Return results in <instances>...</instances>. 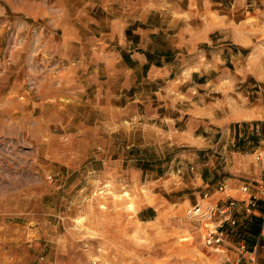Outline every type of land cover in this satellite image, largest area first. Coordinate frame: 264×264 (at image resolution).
Wrapping results in <instances>:
<instances>
[{"label": "rangeland", "instance_id": "1", "mask_svg": "<svg viewBox=\"0 0 264 264\" xmlns=\"http://www.w3.org/2000/svg\"><path fill=\"white\" fill-rule=\"evenodd\" d=\"M210 7L0 0V264H220L241 243L252 250L257 220L247 225L240 202L225 253L204 241L214 223L186 211L206 192L232 197L216 198L217 180L200 179L185 133L191 103L234 89L185 86L193 73L233 69L221 49L234 48V25ZM155 48L172 53L176 69L141 67ZM163 88L182 94L178 104Z\"/></svg>", "mask_w": 264, "mask_h": 264}, {"label": "crops", "instance_id": "2", "mask_svg": "<svg viewBox=\"0 0 264 264\" xmlns=\"http://www.w3.org/2000/svg\"><path fill=\"white\" fill-rule=\"evenodd\" d=\"M207 1L212 9L213 5L224 4V8L213 9L215 13L212 14L216 15L214 19L220 24L224 23L223 25L231 24L232 21L234 25V48L221 49L224 50L222 53H230L229 62L233 69L221 67L222 74L213 77L209 76V72L193 73L185 86H190L191 83L192 86L201 87L214 83L215 86L225 88L223 91L234 89L232 95L225 93V97L220 100L211 101L207 93V99L203 100L201 105L191 103L189 110L192 111V121L185 129L193 145L189 152L190 159L194 167L200 169V179L203 182L207 180L205 185H208V181L217 180L215 197L232 196L240 202V209H243L242 200L245 194L241 193L239 188L243 182L249 183L260 201L258 206L251 210L249 218L245 215L248 221L246 223L250 225L249 221H253L254 216L260 224L264 216V88L250 91L249 86L264 83V0H252L250 10L245 7L247 0ZM158 52H161L158 48L145 50V60L140 62L141 67L159 70L158 72L166 66H169L171 71L176 69V66L173 68L176 57L172 53L160 55ZM166 59L169 62H166ZM238 85L241 88L236 90ZM160 91L161 97L171 102L173 100L174 105L178 104L179 96H182L178 90L163 88ZM250 92H255L256 95L249 97ZM189 96L194 98L191 93ZM189 101L195 102L192 99ZM173 118L169 116V119ZM170 131L172 134V130ZM177 132L178 129H175L174 134ZM249 150H252L253 154H248ZM220 183L226 184L224 190L217 189ZM247 225L243 227L248 229ZM259 232L261 239L256 254L259 260L264 262V228H260ZM253 239L256 240V235ZM249 255L248 251L241 252L239 247L233 258L241 257L243 263L248 262Z\"/></svg>", "mask_w": 264, "mask_h": 264}, {"label": "built area", "instance_id": "3", "mask_svg": "<svg viewBox=\"0 0 264 264\" xmlns=\"http://www.w3.org/2000/svg\"><path fill=\"white\" fill-rule=\"evenodd\" d=\"M259 158V156H258ZM226 188L225 183H220L218 186L219 190H224ZM240 191L245 194V198L242 200L243 209L246 212H251V210L258 206L259 197L251 190L249 183H243L240 186ZM237 200L232 197H227L223 200H212L210 199L209 193L204 194L202 201L187 208V214L199 221H209L213 222L214 225L211 229H207L204 236V241L208 246L220 249V251L225 253L224 249L221 247L229 234L235 226L237 225V219L232 215L233 210ZM263 208H264V198H263ZM260 228H264V216L260 221ZM261 239V232L256 235V240L253 243L252 250L249 252V259L252 264H261L256 257V251L259 246V240ZM241 252H247L244 243L240 244ZM220 264H241V257L232 260L228 254H223Z\"/></svg>", "mask_w": 264, "mask_h": 264}, {"label": "trees", "instance_id": "4", "mask_svg": "<svg viewBox=\"0 0 264 264\" xmlns=\"http://www.w3.org/2000/svg\"><path fill=\"white\" fill-rule=\"evenodd\" d=\"M260 229V224L259 221L257 220L256 223L253 224V226L251 227V230H253V234H257L259 232Z\"/></svg>", "mask_w": 264, "mask_h": 264}]
</instances>
